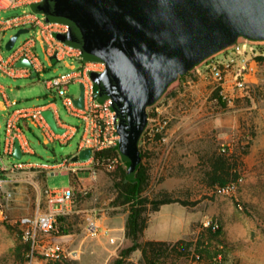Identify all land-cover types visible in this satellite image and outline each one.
I'll return each instance as SVG.
<instances>
[{
	"label": "rangeland",
	"instance_id": "obj_1",
	"mask_svg": "<svg viewBox=\"0 0 264 264\" xmlns=\"http://www.w3.org/2000/svg\"><path fill=\"white\" fill-rule=\"evenodd\" d=\"M25 10L31 11L32 6L2 9L0 18L22 14ZM37 15L42 17V14ZM16 30L10 28L5 33L2 48L5 56L10 52L5 43ZM33 34V29L21 33L16 43ZM261 47L264 48V44ZM37 53L43 62H49L40 45ZM75 62L77 66L81 65L80 61ZM45 65L47 70L36 75L25 78L0 75V81L8 86L11 98L21 100L25 106L55 101L59 117L77 126V130L66 147L57 150L55 142H45L41 127L27 122L25 135L32 151L25 152L21 158L6 156L7 162L57 163L74 154L81 140L82 119L71 114L63 96L51 91L45 84L46 79L71 69L62 60H55L54 65ZM255 68L246 91L237 92L231 101L216 99L212 78L203 67L201 71L193 70L187 77L180 78L161 99V113L171 119L166 130L167 140L148 144L152 150V178L146 194L154 197L164 189L163 181L168 177L165 184L176 191L178 197L191 202L189 205L177 202L183 206V210H176L172 214L189 219L190 225L187 230L184 229L183 238L195 240L204 222L212 220L220 225V238L226 242L224 247H219V241L215 239L208 246L211 255L222 248L219 255L221 260H212L206 253L203 258L193 254L180 258L167 257L163 264H264V57ZM80 92V82L71 80L67 94L75 98ZM3 121L0 111V123ZM220 148H226L233 154L239 165L241 178L236 189L230 193L218 192L203 181L205 166L200 157ZM37 167L28 168L31 172L6 175L13 180H3L0 189V264H47L51 257L46 255L44 248L55 241H60L63 246L61 258L67 259L68 264H113L121 249L129 245L130 239L128 242L127 237L116 228L121 225V216L128 206L112 203L117 195L115 182L110 175L112 170L101 168L96 180L81 174V179L76 181L74 175L72 177L68 172ZM72 180L76 186L77 211L62 215L64 219L60 216L57 230L38 231L33 251L32 246L29 250L24 247L17 249L20 236L31 244L30 238L26 237L30 227L22 222V218L34 216L38 210L47 208L44 187L61 188L71 185ZM79 186L83 187V191L79 190ZM91 213L99 217L107 216V219L120 218V222L107 224L115 227L109 235L91 236L86 231V215ZM157 216L159 213L156 211L149 212L154 230L161 228L155 223ZM62 220L67 224V232L64 233L60 231ZM63 234L65 236H61ZM111 236L115 237L114 242L110 240ZM73 249L78 250L76 256L69 253ZM128 262L145 264L140 250L132 252Z\"/></svg>",
	"mask_w": 264,
	"mask_h": 264
},
{
	"label": "water",
	"instance_id": "obj_2",
	"mask_svg": "<svg viewBox=\"0 0 264 264\" xmlns=\"http://www.w3.org/2000/svg\"><path fill=\"white\" fill-rule=\"evenodd\" d=\"M32 11L47 21L66 23L58 32L63 42L79 47L85 60L105 62L103 71H91L100 100L111 99L119 118L118 153L135 177L141 161L140 142L149 123V108L209 58L244 40L264 43V0H39ZM6 41L11 50L21 33ZM56 58V56H52ZM16 64L37 74L34 64L20 58ZM74 98L84 105V86ZM43 114L56 132L53 109ZM66 145L56 141V149ZM91 148L74 155L87 158ZM13 156H23L19 141Z\"/></svg>",
	"mask_w": 264,
	"mask_h": 264
},
{
	"label": "built area",
	"instance_id": "obj_3",
	"mask_svg": "<svg viewBox=\"0 0 264 264\" xmlns=\"http://www.w3.org/2000/svg\"><path fill=\"white\" fill-rule=\"evenodd\" d=\"M20 1L0 0V9L14 7ZM26 20L25 13L1 18L0 29L6 30L7 28L22 26ZM28 21L33 22L36 33L40 34V37L46 43V47L52 56H56L57 58L72 57L83 59V54L79 47L67 44L52 34L53 31H67L68 25L66 23L47 21L44 15L41 17L37 14L34 15L33 19H28ZM28 43L29 40L23 41L20 44L16 43L10 50L8 60L4 61L0 59V67L4 73L12 76H28L32 74L29 67L18 66L15 63L22 57H27L37 70V56L31 52ZM263 44L248 40L240 41L232 47L225 49L223 52L212 56L194 70L201 71V67L205 68V72L212 78L216 99L220 98L223 101H231L237 92L242 93L246 91L250 75L255 72L258 61L264 57V48L261 47ZM105 66V62L103 61L88 60L84 67L87 73L73 70L45 80L48 89L63 96L68 111L82 119L83 132L74 154L66 156L62 161L57 163H43L40 166L54 172L60 170L68 172L74 175V180L79 181V174H87L92 180H96L101 168L114 170L124 164V161L118 153V139L120 137L118 133L119 118L116 115L115 109L112 107L111 99L100 100L98 98L97 85L89 74V71H103ZM71 80L83 83V106H78L74 102V97L67 94L68 85ZM160 102L161 100L149 108V123L141 140L146 148L153 141L165 142L167 140L166 130L171 117L161 113ZM45 109H53L58 125L65 127L64 132L59 133L52 128L43 114V110ZM23 117H25L27 122L33 123L43 129L46 143H56L59 140L61 144L66 145L77 130V126L69 124L59 117L57 106L53 101L41 105L18 108L12 111L6 119L7 141L5 151L8 153L13 151L16 141H19L22 146L21 148H25V152L30 151L26 139L24 140L21 137L20 128L17 123L18 119ZM85 148H91V153L87 158H73L74 155ZM107 148H114L117 153L100 156L99 152ZM18 166V163H13L12 166H8L5 162L1 161L0 171L8 167L15 169ZM25 166L33 167L39 165L32 162H25ZM2 186V181L0 180V189ZM236 186V183H228L218 186L216 190L222 193H230L236 189ZM79 190L83 191V187L79 186ZM44 195L47 208L42 211L38 210L34 216H25L22 218V222L30 227L26 231V237L30 238L32 251L36 246V233L38 231L50 232L57 230L60 216L76 212V186L73 181L71 185L61 188H48L45 186ZM204 225H214L217 227L218 223L208 220L204 222ZM86 231L91 236L99 234L109 235L111 232L109 228L101 226L99 216L95 213L86 215ZM110 240L114 242L115 237L111 236ZM44 252L51 258H61L63 246L60 241H55L50 246H46ZM69 253L76 256L78 250L73 249Z\"/></svg>",
	"mask_w": 264,
	"mask_h": 264
},
{
	"label": "trees",
	"instance_id": "obj_4",
	"mask_svg": "<svg viewBox=\"0 0 264 264\" xmlns=\"http://www.w3.org/2000/svg\"><path fill=\"white\" fill-rule=\"evenodd\" d=\"M192 71L181 76L187 77ZM216 94V92H215ZM159 136V135H158ZM157 136V137H158ZM141 161L138 164L134 178L127 176V163L110 171V175L115 182L117 195L113 200L114 205L128 206V217L125 223V235L130 239L131 244L121 249L113 264H129L128 257L136 250L141 251L142 259L145 264H163L165 258H180L195 255L203 258L208 253L213 260H221L219 256L222 248L211 255L208 246L212 241L217 239L220 245L226 244L223 238H220L221 227L218 225H203L195 240L187 238H179L177 240L162 239H145L143 237L144 230L148 225L149 212L157 211L161 205L170 202H179L189 205L191 202L181 199L177 196L176 191L162 189L154 197L146 194L151 184V153L150 148L144 147L140 142ZM115 154L116 149L107 148L99 152L100 156H108ZM202 164L205 166L203 171V181L209 187L217 188L228 183H238L241 178L238 161L233 154H230L226 148L213 149L206 152L201 157ZM64 219V216H61ZM66 223H61V232H67ZM20 246L26 250L30 249V242L24 241L20 236ZM220 257V258H219ZM67 259L48 258L47 264H68Z\"/></svg>",
	"mask_w": 264,
	"mask_h": 264
},
{
	"label": "crops",
	"instance_id": "obj_5",
	"mask_svg": "<svg viewBox=\"0 0 264 264\" xmlns=\"http://www.w3.org/2000/svg\"><path fill=\"white\" fill-rule=\"evenodd\" d=\"M35 1L36 0H21L19 2V4H17L14 7H11V8H15V7L23 6V5H25V6L31 5L32 6V4ZM0 10H2V9H0ZM23 13H25V19H27V20L33 19L34 15L37 14V13H34L32 10L31 11L25 10ZM27 20H26L24 25L19 26V27H11V28H17L18 29L21 27H25V28H30V30L31 29L34 30V34L31 35L30 37L26 38L23 41L29 40V43H28L29 48H30L31 52H33L37 56V62H36L37 74L47 70V66L45 64L54 65L55 60L64 61L65 65L70 67L71 70H69V71L75 70V71H80V72L83 71V72L87 73L84 67H85L86 62L88 60H85L84 58L83 59L72 58V57L52 58L50 51L46 47V43L42 40V38L40 37V34L36 33V28L34 27L33 22H30V21L27 22ZM8 29H10V28H7L6 30L0 29V59L4 60V61L8 60L9 54H10V52H9L8 55L5 56L2 52L5 33ZM57 33H58L57 31L52 32V34L56 37H57ZM39 45L45 51V56H46L47 60H49V62H47V63L43 62L42 59L40 58V56L38 55L37 47ZM70 59L72 61H70ZM75 61H80L81 65L77 66ZM89 74H91V71H89ZM0 75L12 77V78H25V77L31 76L32 74H30L28 76H25V75L12 76V75L4 73V71L0 67ZM7 89H8V86L4 82L0 81V111L4 117L3 123H0V163H1V161H3L8 166H12L13 163L5 161V157L6 156H12L13 151H14V148H13V151L11 153H8L5 151V145H6V141H7L6 128H5L6 119L11 114V112L14 111L15 109L25 108V104H23L21 102V100H19V99H12L9 96ZM53 102L57 106L56 102L55 101H53ZM58 115H59V113H58ZM17 123H18L19 128H20L21 137H23L24 140L26 139V141L29 145V141L25 135V124H27L25 117L18 119ZM1 128H3L2 131H1ZM29 148H30V151H32V148L30 147V145H29ZM151 148L157 149V147H155V146H151ZM22 152L24 155L25 148H22ZM173 153H175L174 150H173ZM26 162H32V161H26ZM32 163L37 164L39 166L43 164V163H38V162H32ZM18 164H19V166L15 169L8 167L7 169L0 171V180L2 181V185H3V180L4 181L13 180V178H11L9 176L6 177V175H17V174L19 175L23 172H31V170L29 171L28 168H38L37 166L26 167L25 161H20V162H18ZM34 171L36 172V170H34ZM63 172H65V171H63ZM70 175L73 177V174H70ZM81 177H82L81 174H79V180L81 179ZM166 179H168V177ZM166 179H165V181H163L162 187H164V189L172 190L171 188H169L165 184ZM182 207L183 206L179 205L177 202H170V203L162 204L160 209L156 211L157 213H159V216H157L155 218L156 225L160 226L161 228L159 229V227H158L157 229H159V230H154V228H152V218H151V219H149L148 225L144 230L143 237L145 239H162V240H177L179 238H183L184 229L187 230V228L190 225L189 219L187 217H185V218L184 217H176V216L172 215L173 212L176 210L182 211L183 210ZM76 211H77V209H76ZM127 217H128V210L123 213V216H121V225L116 227L117 229H119V233L123 234L124 237L126 236L125 235V223H126ZM99 222H100L102 227H107L110 229V231H112V229L115 227H113V228L109 227L107 224L118 223V222H120V218H109V219H107V216L102 215L99 217ZM61 236H65V234H63ZM127 240L129 242V238H127ZM129 244H131V241Z\"/></svg>",
	"mask_w": 264,
	"mask_h": 264
}]
</instances>
